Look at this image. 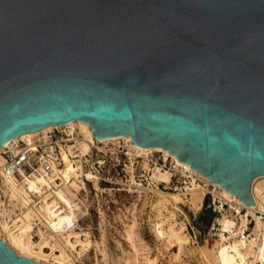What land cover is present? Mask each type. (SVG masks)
<instances>
[{
  "label": "water",
  "instance_id": "obj_1",
  "mask_svg": "<svg viewBox=\"0 0 264 264\" xmlns=\"http://www.w3.org/2000/svg\"><path fill=\"white\" fill-rule=\"evenodd\" d=\"M159 148L253 207L264 0H0V149L73 122ZM214 222L210 198L204 201ZM0 264H41L0 239Z\"/></svg>",
  "mask_w": 264,
  "mask_h": 264
},
{
  "label": "built area",
  "instance_id": "obj_2",
  "mask_svg": "<svg viewBox=\"0 0 264 264\" xmlns=\"http://www.w3.org/2000/svg\"><path fill=\"white\" fill-rule=\"evenodd\" d=\"M82 140L84 136L78 135L75 129L63 126L38 132L30 140L10 142L0 149V225L18 233L23 221L27 222L28 237L39 234V242L47 248L57 246L55 240L58 239L64 241L86 233L90 236L91 222L86 223L91 212L89 199L94 200L96 206L101 200L109 205L112 199H119L125 191L119 189L121 185L117 177L126 173L129 161L133 160L130 163L133 166L140 156L120 139L87 141L88 150L82 152L78 148ZM158 160L150 159V162L161 170L170 171V178L168 183L159 182L154 192L168 189L176 175L189 181L190 186L182 188L179 194L187 197L197 191L202 194V202L206 197L210 198L212 213L216 214L217 239L223 237L224 242L240 240L247 249L252 247L247 261L264 264V255L262 260L253 257L259 246L264 248V229L255 230V221L245 206L221 197L218 188L186 168L177 166L174 161L172 169L167 168L168 157H162L160 164ZM66 166L72 175L70 179L62 175ZM106 191L115 193L106 194ZM57 193L63 199L58 198ZM94 212L100 218L105 216L106 211L95 209ZM253 213L264 224V215ZM224 217L233 220V229H223L220 221ZM190 230L192 235L188 242L191 240L193 245L198 246L201 234L195 233L192 228Z\"/></svg>",
  "mask_w": 264,
  "mask_h": 264
},
{
  "label": "rangeland",
  "instance_id": "obj_3",
  "mask_svg": "<svg viewBox=\"0 0 264 264\" xmlns=\"http://www.w3.org/2000/svg\"><path fill=\"white\" fill-rule=\"evenodd\" d=\"M74 129L78 135H82L77 127ZM137 155L140 156L137 163L131 166L133 160L129 161L126 173L117 177L121 185L119 189L125 191L119 199H112L109 205L101 200L97 206L94 200L89 199L91 212L86 223L91 222L92 232L89 238L92 247L81 257L66 250L71 264H148V261H154V264H209L212 253L210 250L212 251V246L217 241L218 226L213 215L204 210L205 199L202 202V195L196 192L194 200L200 203L196 208L191 205L193 192L187 197H182L179 194L181 189L190 185L189 181H184L179 175L171 179L168 189L154 192V187L159 182L152 178L155 166L150 159H160V164L162 157H166L160 152H151L146 154L147 156ZM172 166L173 160L168 158L166 167L172 169ZM114 189L116 191V188ZM170 194L179 195L182 202L176 204L167 196ZM95 209L106 211L105 216L98 218ZM156 228L163 233V239L157 237ZM169 228H174L173 231L183 238L184 243L179 247L173 239H170V245L168 244ZM190 228L201 234L198 246L193 245L191 240L188 242L189 236L192 235ZM129 232H132L131 239L128 238ZM203 249L209 263L204 253L202 254L203 251L201 252ZM39 263L58 264L51 258Z\"/></svg>",
  "mask_w": 264,
  "mask_h": 264
},
{
  "label": "bare ground",
  "instance_id": "obj_4",
  "mask_svg": "<svg viewBox=\"0 0 264 264\" xmlns=\"http://www.w3.org/2000/svg\"><path fill=\"white\" fill-rule=\"evenodd\" d=\"M67 127L71 128V129H74L75 127H77L80 130V133L84 136V140H82L80 142V144L78 145V148L82 152L87 151L88 150V142L87 141H93L94 140L91 132L88 129V127L86 125L78 122V121L68 124ZM49 129H51V127L43 129L42 132H46ZM35 134L36 133L23 135L17 139H14L13 141H16L19 139L24 140V141L30 140L33 136H35ZM114 139H120V140L125 141L129 145V148L131 150H133L136 154L146 155V154L151 153V152L163 153L165 157L171 158L176 163L177 166H182V167L186 168L187 170H189L190 172L195 173L190 168V166L179 162L175 156L168 154L167 151H164V150L159 149V148H149V149L137 148V147L133 146L132 144H130L131 141H130L129 137L113 138L112 140H114ZM67 167L68 166H66V169L62 172V175L64 178L70 179L72 175H71L69 168H67ZM196 175H198V174H196ZM87 178L91 179L90 176H88ZM152 178L157 182L168 183L169 178H170V173L166 170H161L159 167H155L154 172L152 174ZM201 178H203V177H201ZM204 180H206V179H204ZM207 182H209V181H207ZM213 186L219 189L221 197L227 198V199H232L235 202L242 204L240 201L235 199L234 196L227 193L221 187H219L217 185H213ZM196 192L197 191L193 192V196H192L193 202L191 205L197 208L198 204H200V203H198L197 200H194L195 199L194 196L196 195ZM251 195H252V199H253V207H250V206H245V207L247 208L248 212L251 213V215L255 221V230L258 231V230L264 229V224L262 223L260 218L257 215H255L253 212L255 211V212H258V213L264 215V176L256 178L253 181L252 186H251ZM167 196H169L176 204H179L182 202L181 198H179V195L170 194ZM57 197L60 199H63V197L60 193H57ZM201 199H202V196H201ZM67 216H65V217H67ZM26 218L28 219L27 216H26ZM244 222H245V219L243 218L242 224H244ZM220 224L222 225L223 229L228 230V231L235 227V223L233 222V220H231L227 217H224L220 221ZM173 229L174 228H169V230H168L169 234H170L168 236V239H169L168 244L170 245V239H173V241H175L179 247L182 243H184V241H183V238H181L177 232L173 231ZM19 230H20V232L18 231V233H13V232L8 231L7 227L0 225V238L3 241H5L19 256L26 257V258L33 260L35 262H38V263L40 261H46L48 258H51L55 263H58V264H71V260H70L71 258L69 257V255L66 254V250L70 251L71 253H74V255L75 254L78 255V257H81L84 252H87L92 247V241L90 240L89 234H87V233L84 235H76L75 238L73 237L71 239L66 238L64 241H62L61 239L55 240V242H57V246L56 245L54 247L49 246L47 248V246H42L41 242H39V239H38L39 234H36L34 237H32V236L28 237V235L26 234L27 231L29 230V225L27 222L23 221ZM155 231H156L157 237L163 239V233L161 231H159L158 228H156ZM131 236H132V232H129L128 238L131 239ZM224 241H225V239H223V237H220L219 239H217L216 243L212 246V251L210 250V252H212L210 254L211 255V260H210L211 262L210 263H212V264H252V262L247 261V257L251 254L252 247L247 249L246 246L241 244L240 240H236V239L229 241V242H224ZM263 249L264 248L261 246L258 247L257 254H255V253L253 254V257L255 260H262L263 259V255H264ZM243 250L245 252H243ZM201 252L203 254L204 249L201 250ZM204 255H205V259L209 263V260L206 258L205 253H204ZM208 255H209V253H208ZM207 257L209 258V256H207ZM148 264H154V261H148Z\"/></svg>",
  "mask_w": 264,
  "mask_h": 264
}]
</instances>
